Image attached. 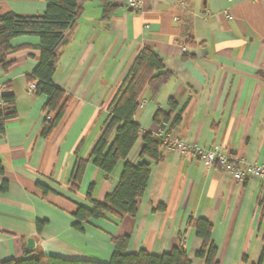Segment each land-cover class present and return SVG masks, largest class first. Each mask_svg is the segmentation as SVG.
I'll return each instance as SVG.
<instances>
[{"label":"crops","instance_id":"0c3cea01","mask_svg":"<svg viewBox=\"0 0 264 264\" xmlns=\"http://www.w3.org/2000/svg\"><path fill=\"white\" fill-rule=\"evenodd\" d=\"M50 1L0 0V15H42ZM116 4L106 22L99 0H85L58 46L54 82L72 101L48 137L42 135L47 96L30 89L28 81L40 60V38H13L15 49L0 64V78L14 94L17 110L0 134V187L7 184L0 189V264L27 252L109 262L111 237L122 235L129 237L128 252L163 254L181 246L192 264H206L197 256L203 243L194 225L198 218L213 225L220 264H257L263 250L264 180L238 181L217 166L207 171L191 153L163 148L135 215L119 222L76 217L77 204L89 205L92 186V197L101 201L119 181L123 161L107 175L92 162L91 152L109 122L111 99L143 47L156 51L172 71L157 102L147 90L140 98L134 119L144 131L158 132L155 111L168 112L173 100L177 109L163 126L172 139L203 147L221 144L237 160L264 164V0ZM182 107L181 122L171 127ZM141 147L142 137L130 162L143 160ZM78 158L88 164L73 190Z\"/></svg>","mask_w":264,"mask_h":264},{"label":"trees","instance_id":"16d2710c","mask_svg":"<svg viewBox=\"0 0 264 264\" xmlns=\"http://www.w3.org/2000/svg\"><path fill=\"white\" fill-rule=\"evenodd\" d=\"M85 0H52L46 11L38 16H20L13 12L0 15V64L5 63L8 54L15 48L11 40L20 35H36L40 38V60L35 70L28 74V81L36 83V93L45 94L47 100L44 105L45 120L42 135L48 137L59 124L69 107L72 97L63 88L56 85L54 75L59 64L58 46L65 38L66 31L79 18ZM102 7V19L110 21L118 5L116 0H99ZM172 71L169 70L163 58L149 47L141 48L133 63L129 67L124 79L116 89L109 104L110 118L101 137L91 152L92 162L110 175L117 165L123 161V168L115 188L106 194L104 200L88 194L89 205L77 204L76 217L78 220L111 219L119 222L125 215H135L138 211V199L144 195L151 175L152 162H160L163 148L166 145L162 137L144 129L135 121V113L140 106V98L147 90L149 98L157 102L158 94L164 84L169 82ZM6 102L0 104V134L5 131L6 122L17 116L15 97L11 92L2 96ZM170 110L157 108L153 116L160 127L165 126L172 118L177 103L170 100ZM184 107L174 116L171 127L179 124ZM49 113H54L49 116ZM142 137L140 151L141 162L132 163L128 160L130 151ZM88 159L78 158L72 175L71 187L76 190L83 178ZM3 168L0 163V173ZM42 185V184H41ZM7 184L0 189L5 190ZM46 187V186H45ZM47 191V189L45 188ZM264 202V199L260 201ZM158 209L164 210L160 204ZM41 228L42 223H38ZM197 235L203 243L197 251V256L203 258L206 264H220L217 258L218 248L212 239L213 225L205 218L194 221ZM79 227V223L75 224ZM114 252L109 262L89 259H67L53 255L31 254L19 259H9L3 264H192L183 247L175 246L170 252L152 254L145 249L137 253L128 252L129 237L126 235L113 236ZM257 264H264V235L263 250Z\"/></svg>","mask_w":264,"mask_h":264},{"label":"built area","instance_id":"2783aa9c","mask_svg":"<svg viewBox=\"0 0 264 264\" xmlns=\"http://www.w3.org/2000/svg\"><path fill=\"white\" fill-rule=\"evenodd\" d=\"M132 7L140 6L142 0H127ZM182 53L187 51L185 45L181 46ZM30 89H36V83L29 84ZM7 92V87L0 78V104L5 105L6 102L2 96ZM162 137L166 148L169 150H178L182 153H191L197 159L204 163V169L210 171L214 167H219L222 171L230 175L238 181H245L248 178H260L264 180V164L237 160L230 153L225 152L221 144L211 147H203L198 144L187 143L179 139H172L165 128L161 127L157 133Z\"/></svg>","mask_w":264,"mask_h":264},{"label":"water","instance_id":"95a60500","mask_svg":"<svg viewBox=\"0 0 264 264\" xmlns=\"http://www.w3.org/2000/svg\"><path fill=\"white\" fill-rule=\"evenodd\" d=\"M132 8V7H131Z\"/></svg>","mask_w":264,"mask_h":264}]
</instances>
